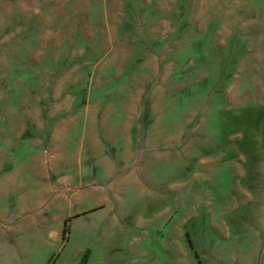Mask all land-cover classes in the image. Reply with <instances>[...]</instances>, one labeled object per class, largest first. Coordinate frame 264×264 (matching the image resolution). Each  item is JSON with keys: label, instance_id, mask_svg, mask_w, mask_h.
Returning a JSON list of instances; mask_svg holds the SVG:
<instances>
[{"label": "rangeland", "instance_id": "rangeland-1", "mask_svg": "<svg viewBox=\"0 0 264 264\" xmlns=\"http://www.w3.org/2000/svg\"><path fill=\"white\" fill-rule=\"evenodd\" d=\"M0 264H264V0H0Z\"/></svg>", "mask_w": 264, "mask_h": 264}, {"label": "crops", "instance_id": "crops-1", "mask_svg": "<svg viewBox=\"0 0 264 264\" xmlns=\"http://www.w3.org/2000/svg\"><path fill=\"white\" fill-rule=\"evenodd\" d=\"M162 22L171 23L170 20H167V19L162 20Z\"/></svg>", "mask_w": 264, "mask_h": 264}]
</instances>
